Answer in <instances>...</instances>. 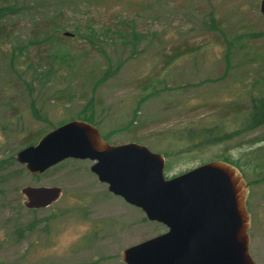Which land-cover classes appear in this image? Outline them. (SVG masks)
<instances>
[{"label":"rangeland","instance_id":"rangeland-1","mask_svg":"<svg viewBox=\"0 0 264 264\" xmlns=\"http://www.w3.org/2000/svg\"><path fill=\"white\" fill-rule=\"evenodd\" d=\"M258 3L0 0V264H123L122 248L165 229L108 192L87 159L38 175L14 160L44 132L85 115L109 144L160 153L165 177L237 160L250 183V232L263 242L252 244L263 249L264 125L207 145L185 138L217 124L233 131L249 100L264 97ZM26 185L59 186L60 195L29 211ZM17 225L31 229L18 236ZM254 260L264 264V251Z\"/></svg>","mask_w":264,"mask_h":264},{"label":"water","instance_id":"water-1","mask_svg":"<svg viewBox=\"0 0 264 264\" xmlns=\"http://www.w3.org/2000/svg\"><path fill=\"white\" fill-rule=\"evenodd\" d=\"M258 9L264 19V0ZM13 158L31 175L64 159H87L88 170L108 192L165 226L122 248L124 264H257L247 249V184L228 162L211 160L165 177L160 153L133 141L109 144L81 119L54 126ZM20 192L24 208L38 209L55 201L60 187L26 185Z\"/></svg>","mask_w":264,"mask_h":264},{"label":"trees","instance_id":"trees-1","mask_svg":"<svg viewBox=\"0 0 264 264\" xmlns=\"http://www.w3.org/2000/svg\"><path fill=\"white\" fill-rule=\"evenodd\" d=\"M76 119L87 121L90 124H92L93 122L92 115H87V116L85 115V116H82L81 118H76ZM263 125H264V97L251 98L249 100L248 108L239 117V126L233 131H225L221 124L220 125L217 124V125H214L208 128L199 129L197 131L189 130L185 134V138L188 140L196 139L197 144L200 143L203 145H207V144H212V143H217L220 141L228 140L232 138L233 136H235L236 134H241L247 131H251ZM10 159L12 158L10 157L8 160ZM219 160L228 162L234 165L237 169L239 167V163H237L238 162L237 160L233 161V160L228 159L225 156H222L221 158H219ZM240 173L242 174L243 177H245L244 173H242L241 171ZM32 175H35V174H32ZM7 176L9 175L7 174ZM27 210L30 211L34 209H27ZM14 229H15V234L20 236L21 232L29 231L31 229V226L30 225H25V226L17 225L14 227Z\"/></svg>","mask_w":264,"mask_h":264},{"label":"flooded vegetation","instance_id":"flooded-vegetation-1","mask_svg":"<svg viewBox=\"0 0 264 264\" xmlns=\"http://www.w3.org/2000/svg\"><path fill=\"white\" fill-rule=\"evenodd\" d=\"M238 170V169H237ZM242 175V174H241ZM243 177V176H242ZM244 179H245V177H244ZM245 181H246V184H247V187L249 186V182L245 179ZM106 186V185H105ZM248 226H247V229H246V234H247V237H248V245H247V249H248V253H249V255H250V257L252 258V260L255 262V263H257V264H260V263H258V262H256L255 260H254V254H256V255H261L262 254V252L264 251V247H263V249H259L258 247H256V246H254L252 243H253V241H254V238L256 237L257 239H258V237H259V239H258V241L260 242V243H263L262 242V240L260 239V236L258 235V236H256V234L255 233H252V232H250V229H251V224L252 223H250V214H248ZM165 227V226H164ZM164 230H166V228L164 229ZM163 230V231H164ZM163 231H161V232H163ZM161 232H159V233H161ZM158 234V233H157ZM156 235V234H155ZM139 242V241H138ZM136 243V242H135ZM128 246V245H127ZM122 261V260H121ZM123 263V262H122ZM124 264V263H123Z\"/></svg>","mask_w":264,"mask_h":264}]
</instances>
